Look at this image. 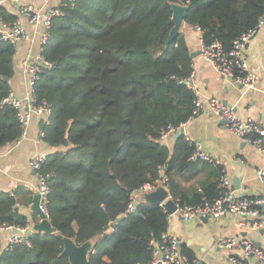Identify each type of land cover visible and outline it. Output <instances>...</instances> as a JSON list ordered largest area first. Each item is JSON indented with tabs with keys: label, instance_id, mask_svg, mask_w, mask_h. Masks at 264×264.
I'll use <instances>...</instances> for the list:
<instances>
[{
	"label": "trees",
	"instance_id": "trees-1",
	"mask_svg": "<svg viewBox=\"0 0 264 264\" xmlns=\"http://www.w3.org/2000/svg\"><path fill=\"white\" fill-rule=\"evenodd\" d=\"M64 2L43 50L52 66L44 68L35 87L37 103L51 107L43 131L54 152L41 170L50 186V220L56 232L78 244L97 238L90 264L148 262L151 241L161 240L168 213L164 205L147 203L131 210L133 195L164 179L175 201L196 205L220 196L224 171L222 164L190 160L193 146L185 135L173 149L161 140L162 128L181 126L194 107L193 92L183 82L193 71L188 44L181 34L167 43L172 3L188 6L185 21L201 30L205 44L218 41L229 50L257 24L264 0ZM0 15L16 17L1 7ZM15 53L13 42L0 40V147L24 132L15 108L1 105L11 89ZM200 171L213 175L185 183ZM18 202L15 195L0 193V223L27 224ZM31 241L4 251L0 239V264H70L55 234L37 231ZM182 249L195 257L187 245Z\"/></svg>",
	"mask_w": 264,
	"mask_h": 264
},
{
	"label": "crops",
	"instance_id": "crops-1",
	"mask_svg": "<svg viewBox=\"0 0 264 264\" xmlns=\"http://www.w3.org/2000/svg\"><path fill=\"white\" fill-rule=\"evenodd\" d=\"M36 8H46L59 0H26ZM1 8L21 19L29 32L36 36V41L19 40V48L15 53V73L10 81L11 89L22 98H28V76L23 71L21 60L29 51L38 50V33L40 29L32 25L26 17L18 13L17 4L13 0H2ZM178 34L185 37L191 53L193 66V82L201 92L203 99L216 97L226 104L233 106L243 117L251 116L264 122V26L259 28L246 48V57L250 69L255 73L257 81L253 88H246L223 77L215 67L204 59L201 53L202 32L184 21ZM44 115H34L26 126L25 132L14 143L0 147V193L15 195L22 204L37 192L38 176L31 168L29 160L36 154H50L54 147L50 146L42 136ZM185 136L200 141L203 147L212 155L218 157L224 171L231 178L233 188L238 197H264V181L258 177V171L264 169V154L242 137L233 133L225 122L213 113L206 104L205 110L190 118L184 125ZM175 132L165 141L173 149L176 139ZM214 164V163H213ZM212 173L200 171L194 177L185 180L187 185L198 184L197 179ZM261 214L255 218L246 219V225H240L237 216L228 214L221 218L195 217L185 219L181 214L170 216V234L175 236L182 245L185 244L195 253V257L203 264H231L230 255L241 253L239 248H223L217 241L224 236L245 237L252 242H260L264 249V206H260ZM18 211L34 221L38 219L36 211H29L25 207H18ZM36 213V215H35ZM258 219L262 226L254 228V221ZM9 235V231L0 232L2 242ZM256 244V243H255ZM184 252V251H183ZM185 253V252H184ZM249 262L253 260L249 257Z\"/></svg>",
	"mask_w": 264,
	"mask_h": 264
},
{
	"label": "built area",
	"instance_id": "built-area-1",
	"mask_svg": "<svg viewBox=\"0 0 264 264\" xmlns=\"http://www.w3.org/2000/svg\"><path fill=\"white\" fill-rule=\"evenodd\" d=\"M13 1L18 6V13L26 17L32 25L40 29L37 39L38 50L34 51L32 48H29V51L21 60L22 69L28 76V98H22L16 94L13 89H10L1 100V105H8L15 108L17 118L23 125L25 132L26 126L34 115H44L45 123L48 124L50 122L51 107L46 101L37 103L35 87L44 68L52 66V64L44 57L43 50L44 45L47 43L50 36L53 19L56 16L63 14L65 0H59L56 4L50 5L46 8H36L33 5L28 4L26 0ZM1 3L2 0H0V5ZM263 26L264 12L253 28L242 32L234 40L233 45L229 50L224 49L222 44L218 41L210 44H205L202 41V56L205 60L210 62L223 77L229 78L246 88H253L256 85L257 78L255 73L250 69L246 57V48L250 40L256 35L259 28ZM20 39L33 42L36 41V36L29 32L27 25L21 19L15 18L14 20H8L0 15V40L13 42L15 50H18ZM193 77L194 71L183 79V82L192 90L194 97V107L189 119L202 113L207 104L211 111L217 114L233 133L242 137L246 142L254 145L259 152L264 154V122L251 116L243 117L239 115L233 106L226 104L220 98L209 97L207 100L203 99L200 90L193 82ZM185 123L179 127L173 125H168V127L165 128L163 127L161 130V140L165 142L172 133L176 132L181 127H184ZM41 134L44 137L45 132L42 130ZM186 139L193 146V152L189 157L190 160H203L214 164L221 163V160L208 152L200 141L194 140L189 136H186ZM47 156L48 154H36L29 160L31 168L38 176L37 192L40 194L39 207L41 214L38 213L37 222H42L45 218L50 220V186L47 182L48 176L41 172ZM258 177L261 181H264V169L258 171ZM160 180L161 179H159L154 185H144L139 191L154 188ZM162 180L165 183V180ZM219 187L220 196L214 200H209L205 197L201 203L196 205L188 203L181 204L176 201L178 204L176 212L181 214L185 219L195 217L216 219L232 214L240 218V225H246V219L250 217L257 218L261 214L260 206H264V197L255 199L238 197L233 188L231 178L225 171H223L219 178ZM136 200L137 198L135 194L129 204L131 210L135 208ZM33 203L34 200L28 204L18 202L16 205L17 207H25L33 212L35 211ZM165 210L167 212L166 207ZM171 215L172 214L168 213L166 231L163 233L161 240L156 241L153 239L151 241L153 246L151 259L148 262H137L135 264H203V262L196 257L190 259L189 256L181 250L177 238L170 234ZM27 220L28 222L24 226H16L6 222L0 223V232L9 231V235L2 242V249L4 251L11 250L16 244L20 243L26 246L32 245L31 238L37 231L33 230L35 222L30 221L29 217ZM261 226L262 223L256 219L253 227L259 228ZM217 245L223 248L240 249L241 253L230 255L229 260L231 261V264H264V249L245 237L235 235L224 236L217 241ZM249 257L253 260L252 262L248 261Z\"/></svg>",
	"mask_w": 264,
	"mask_h": 264
},
{
	"label": "water",
	"instance_id": "water-1",
	"mask_svg": "<svg viewBox=\"0 0 264 264\" xmlns=\"http://www.w3.org/2000/svg\"><path fill=\"white\" fill-rule=\"evenodd\" d=\"M172 9V20L174 22V26L170 31L167 43L171 42L179 33L180 28L185 21L188 6L179 3H172ZM5 79L8 80V78ZM185 133V128L181 127L175 132L174 139H177L180 135H185ZM63 144L67 145L68 141L64 139ZM136 198V206L140 203L164 205V207L167 209V212L170 214L176 213L178 207L177 202L171 197L170 191L163 180H160L154 188L137 192ZM39 203L40 194L36 193L34 195L33 207L37 213L41 214ZM114 226L115 224H113V227ZM33 230L42 232L43 234H55L58 238H60L64 242L62 254L68 256L70 264H90L89 254L95 247L97 240L96 237L91 238L82 244H78L74 238L64 236L62 233L56 232L51 220L48 218H45L42 222H35L33 225ZM255 243L258 246L260 245V242Z\"/></svg>",
	"mask_w": 264,
	"mask_h": 264
}]
</instances>
